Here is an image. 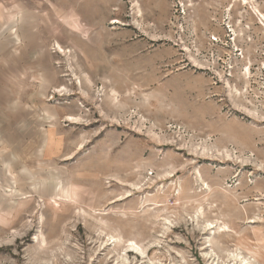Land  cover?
<instances>
[{
	"label": "rangeland",
	"instance_id": "374dc122",
	"mask_svg": "<svg viewBox=\"0 0 264 264\" xmlns=\"http://www.w3.org/2000/svg\"><path fill=\"white\" fill-rule=\"evenodd\" d=\"M127 240L264 264V0H0V264Z\"/></svg>",
	"mask_w": 264,
	"mask_h": 264
},
{
	"label": "bare ground",
	"instance_id": "6f19581e",
	"mask_svg": "<svg viewBox=\"0 0 264 264\" xmlns=\"http://www.w3.org/2000/svg\"><path fill=\"white\" fill-rule=\"evenodd\" d=\"M136 4V3H135ZM114 22L115 23H119L120 21L118 20V19H115L114 20ZM60 48H61V46H59ZM249 73V69L247 70V72H246V74H248ZM248 77V76H247ZM246 80V79H245ZM58 91V90H57ZM60 91V90H59ZM115 94V93H114ZM116 99V98H115ZM120 100V99H119ZM68 119L69 120H77V119H79V118H77V117H75V116H68ZM78 121V120H77ZM203 148V147H202ZM226 153H228V152H226ZM231 155V154H230ZM229 154H227L226 156H228V158H229V156H230ZM209 186V185H208ZM209 189V188H208ZM212 223V222H211ZM208 224V223H207ZM213 225V224H212ZM211 226V225H210ZM209 227V226H208ZM222 227V226H221ZM225 229V228H224ZM221 231V230H220ZM115 237L114 236H112L111 237V239L113 240V242H117V239H114ZM108 240V239H107ZM111 240V241H112ZM128 241V240H127ZM105 243V242H104ZM137 243L138 242H134V241H132V240H130V241H128V244L125 242V245H124V247H121L122 248V250H121V252H120V256L122 257L121 259H122V261L121 262H124V264H129V254L130 253H138V252H141V254L142 253H144V251H141V250H139V246L137 245ZM123 244V243H122ZM122 244H120V245H122ZM118 246V245H117ZM120 248V247H119ZM142 248V247H141ZM142 249H144V247L142 248ZM118 250V249H117ZM120 251V250H119ZM145 254H147V253H145ZM139 255V254H138ZM144 257V256H143ZM146 257V256H145Z\"/></svg>",
	"mask_w": 264,
	"mask_h": 264
}]
</instances>
